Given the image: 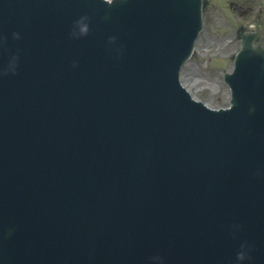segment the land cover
<instances>
[{"label": "water", "instance_id": "1", "mask_svg": "<svg viewBox=\"0 0 264 264\" xmlns=\"http://www.w3.org/2000/svg\"><path fill=\"white\" fill-rule=\"evenodd\" d=\"M80 1L86 20L64 0H0V264L109 263L125 241L147 264H264V216L250 218V205L224 192L214 202L205 195L208 207L193 211L166 189L163 170L196 161L200 136L181 132L190 119L182 111L176 121L156 65L143 57L145 35L153 40L143 24L148 0ZM175 1L193 21L165 26L158 41L168 43L162 56L177 80L201 27V0ZM257 34L245 37L238 62L264 60L252 48ZM91 92L95 99L84 102ZM72 101L78 122L64 113ZM245 104L264 116L257 102ZM84 105L94 106L88 116ZM50 109L56 117L47 123ZM200 122L196 131L206 135ZM242 162L248 169L263 161Z\"/></svg>", "mask_w": 264, "mask_h": 264}, {"label": "rangeland", "instance_id": "2", "mask_svg": "<svg viewBox=\"0 0 264 264\" xmlns=\"http://www.w3.org/2000/svg\"><path fill=\"white\" fill-rule=\"evenodd\" d=\"M204 24L191 58L182 68L181 80L190 92L211 107L229 104L230 89L224 82L225 71L233 68L241 47V33L260 27L264 0H204ZM264 44V36L257 39ZM191 76V84L187 82Z\"/></svg>", "mask_w": 264, "mask_h": 264}, {"label": "bare ground", "instance_id": "3", "mask_svg": "<svg viewBox=\"0 0 264 264\" xmlns=\"http://www.w3.org/2000/svg\"><path fill=\"white\" fill-rule=\"evenodd\" d=\"M198 50L200 49H202L201 47H198L197 48ZM183 76H186V79H187V82L189 83V84H191V81H192V79L190 80V78H191V76H189V75H187V74H183Z\"/></svg>", "mask_w": 264, "mask_h": 264}, {"label": "clouds", "instance_id": "4", "mask_svg": "<svg viewBox=\"0 0 264 264\" xmlns=\"http://www.w3.org/2000/svg\"><path fill=\"white\" fill-rule=\"evenodd\" d=\"M109 2H111V0H109ZM86 27H87V26H86V25H84V26L82 27V29H81V30H82V31H83V30H86Z\"/></svg>", "mask_w": 264, "mask_h": 264}]
</instances>
